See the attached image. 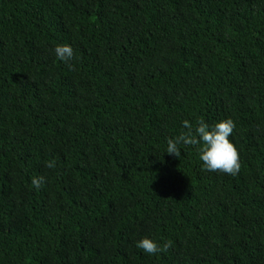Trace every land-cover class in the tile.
<instances>
[{"label":"trees","instance_id":"obj_1","mask_svg":"<svg viewBox=\"0 0 264 264\" xmlns=\"http://www.w3.org/2000/svg\"><path fill=\"white\" fill-rule=\"evenodd\" d=\"M229 118L237 175L164 153ZM0 264H264V0H0Z\"/></svg>","mask_w":264,"mask_h":264},{"label":"clouds","instance_id":"obj_2","mask_svg":"<svg viewBox=\"0 0 264 264\" xmlns=\"http://www.w3.org/2000/svg\"><path fill=\"white\" fill-rule=\"evenodd\" d=\"M53 52L56 59L62 63H68L74 55L73 48L69 44H57ZM181 128L182 131L178 135L167 139L164 153L180 158V145L197 146V154L203 171L219 172L231 176L239 173L241 168L239 153L229 139L235 128L232 119L220 120L211 125L203 119L197 120L194 124L189 120H184L181 122ZM46 167L54 168L55 161H48ZM43 183V177H33L30 186L34 190H40ZM135 247L151 257L167 252L171 243H158L150 237H141L135 241Z\"/></svg>","mask_w":264,"mask_h":264}]
</instances>
